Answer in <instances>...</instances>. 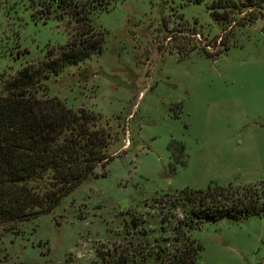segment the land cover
Masks as SVG:
<instances>
[{
	"label": "rangeland",
	"instance_id": "rangeland-1",
	"mask_svg": "<svg viewBox=\"0 0 264 264\" xmlns=\"http://www.w3.org/2000/svg\"><path fill=\"white\" fill-rule=\"evenodd\" d=\"M212 1L0 0V95L20 67L69 42L73 12L103 34L100 53L34 91L96 115L111 157L50 212L0 227V264H112L120 251L129 259L172 242L182 213L164 210L173 217L160 228L153 198L264 182V0H221L234 4L225 22L211 17ZM171 140L183 145V164ZM131 215L143 220L136 229ZM188 234L201 246L194 264H264V215L204 219Z\"/></svg>",
	"mask_w": 264,
	"mask_h": 264
},
{
	"label": "trees",
	"instance_id": "trees-1",
	"mask_svg": "<svg viewBox=\"0 0 264 264\" xmlns=\"http://www.w3.org/2000/svg\"><path fill=\"white\" fill-rule=\"evenodd\" d=\"M258 1L261 0L240 3L243 8H252ZM233 5L214 0L207 9L214 21L225 22L228 18L224 11ZM254 20L255 17H249L245 24ZM73 30L65 45L47 51L35 64L26 63L2 83L0 227L10 229L50 212L96 167H105L111 160L106 153L110 134L98 125L96 115L84 108L71 110L55 97L35 95L34 90L50 75L101 52L103 34L92 29L85 12H73ZM167 149L172 160L180 162L177 157L184 151L183 145L171 140ZM170 169H174L172 164ZM177 207L182 214L169 226L172 242L165 246L156 243L144 253L132 252L129 259L120 251L112 264H142L147 258L154 264H194L201 246L190 237L189 229L204 219L263 216L264 182L224 186L209 183L204 189L185 187L169 197L164 194L153 198L152 208L156 210L160 228L169 225L168 220L173 217H166L164 210ZM142 223V219L131 215L128 226L136 229Z\"/></svg>",
	"mask_w": 264,
	"mask_h": 264
}]
</instances>
